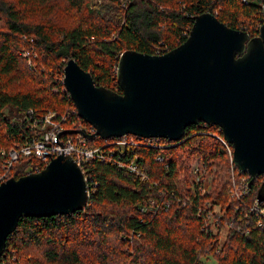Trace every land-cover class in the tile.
Instances as JSON below:
<instances>
[{
  "label": "trees",
  "instance_id": "obj_1",
  "mask_svg": "<svg viewBox=\"0 0 264 264\" xmlns=\"http://www.w3.org/2000/svg\"><path fill=\"white\" fill-rule=\"evenodd\" d=\"M263 3L0 0V149L35 136L38 129L28 120L49 112L58 115L67 110V127L73 121L89 126L77 116L62 83L68 58L88 71L96 84L120 92L115 77L120 52L164 53L185 40L194 17L204 12L255 36ZM22 49L35 53L33 68L21 57ZM218 128L191 124L178 142L157 137L168 144L163 152L155 146L127 145L124 154L112 155L123 161L133 157L138 174L106 160L88 161L85 169L96 185L89 190L87 206L69 214L21 216L6 238L0 264H262L264 229L255 225L248 206L264 191V175L249 185L241 201L230 194V169L221 175L223 169L217 166L221 157L228 159L226 149L219 142H215L217 149L212 148L203 135ZM198 133L203 134L189 142ZM102 142L96 137L88 144ZM179 149L189 151L191 157L197 153L207 168L217 166L206 192L200 191V185L192 190L186 187V194L179 187L177 165L183 169L188 162L176 159L182 157V153L175 156ZM2 163L0 155V170ZM38 164L43 166L36 156H23L13 162L9 176L33 172ZM233 174L238 180L248 177L236 167ZM153 177L157 182L150 180ZM218 206L224 208L222 213ZM207 255L212 263L203 259Z\"/></svg>",
  "mask_w": 264,
  "mask_h": 264
},
{
  "label": "water",
  "instance_id": "obj_2",
  "mask_svg": "<svg viewBox=\"0 0 264 264\" xmlns=\"http://www.w3.org/2000/svg\"><path fill=\"white\" fill-rule=\"evenodd\" d=\"M261 8L255 36L204 12L194 17L185 40L164 53L120 52L115 71L120 92L96 84L88 71L68 58L62 83L77 116L94 131L63 132L79 133L90 141L133 134L178 142L188 125L215 124L232 146L233 164L247 173L251 185L264 175V3ZM84 178L67 154L50 157L37 172L1 182L0 255L21 216L85 208ZM257 199L264 200L263 190Z\"/></svg>",
  "mask_w": 264,
  "mask_h": 264
},
{
  "label": "built area",
  "instance_id": "obj_3",
  "mask_svg": "<svg viewBox=\"0 0 264 264\" xmlns=\"http://www.w3.org/2000/svg\"><path fill=\"white\" fill-rule=\"evenodd\" d=\"M21 57L26 58L28 68L34 67L33 56L35 53L32 50L22 49L20 51ZM27 112H32L29 109ZM76 112V111H75ZM69 119V112L66 110L62 114H56L55 112H49L42 117L33 118L28 120V124L31 127L37 128V134L32 136L28 141L24 143L14 142L8 150H1L0 155L3 157L2 170H0V183L9 178L8 170L13 164V162L17 161L19 158L23 156H36L41 162H43V166L49 161L50 157L56 155H69L76 162V164L81 168L84 179L87 181V189L86 192L89 196V190L92 189L96 185V183L92 180V176L87 174L85 165L90 160H106L108 162H112L113 164H117L120 167H126L129 171L138 174L137 166L135 164L134 158H128L127 160H115L113 156L116 152L120 151L121 154L125 153V147L128 146H162L161 143H158L156 139L157 137H139L133 134H127L120 137H108L103 139V142L100 144L89 145L87 138L83 137L79 133H64L63 130L77 129V128H85L88 132H93L94 128L89 124L88 127L85 126H77L76 122L73 121L72 125L65 126ZM81 119V118H80ZM206 125V123H204ZM220 127L217 131H205L207 134L212 135L220 140V143L226 149V154L228 156L229 162L231 164V185L227 186L230 194L242 200L243 195H245L248 190V177H243L238 182L235 180V175L233 174V169L235 166L232 161V146L225 140L222 133L220 132ZM96 138V137H95ZM94 138V139H95ZM93 141V140H92ZM161 158V157H157ZM189 165L192 166L194 172L188 173L191 178H194L192 181L193 187L194 185H200V188H205L206 180L203 176V172L207 166L205 161H202L200 158H196L193 163L186 164L185 167ZM40 164L34 166V171L37 172L40 168H43ZM191 169V168H190ZM183 174H187V172L182 171ZM188 177V176H187ZM142 179L144 176L142 175ZM207 188H210L206 185ZM152 204L153 200H149ZM262 201H259L257 198L253 200V202L248 206V209L254 213L255 217V225L264 229V205L261 204ZM165 205H168L167 203ZM221 213V212H220ZM211 218V215L207 214V218ZM211 221V220H210ZM217 222V221H216ZM210 224V223H209ZM232 224V221L231 223ZM209 226L208 224H205Z\"/></svg>",
  "mask_w": 264,
  "mask_h": 264
},
{
  "label": "rangeland",
  "instance_id": "obj_4",
  "mask_svg": "<svg viewBox=\"0 0 264 264\" xmlns=\"http://www.w3.org/2000/svg\"><path fill=\"white\" fill-rule=\"evenodd\" d=\"M94 2H98V3H101L103 0H93ZM185 134V133H184ZM201 134H203V133H198V134H195V135H193L192 137L190 136L189 137V142H191V140H193V138H197V136L198 135H201ZM203 135H206L207 136V138L205 139V143H207L208 145H210V146H212V148H216L217 149V147H216V144H215V142H219L220 143V140L219 139H217L216 137H214V136H212V135H209V134H203ZM208 135L211 137V139L208 137ZM212 138H215V139H212ZM157 140V142L158 143H161V142H159L158 141V139H156ZM174 142H176V141H174ZM162 144V147L160 146V147H158L159 149H160V152H163V151H165L166 149L164 148V147H166L168 144H166V143H161ZM188 143H183V145H187ZM197 145H193L192 147L193 148H197L196 147ZM10 148V147H9ZM8 148V149H9ZM8 149H0V152H1V150H8ZM211 150V149H210ZM180 153H182V157H176V159L177 160H182V159H184V162H186V161H188L186 164H190V163H193L194 161H195V159L197 158H199L198 157V155H196L197 153H195V154H193V156L191 157V153L189 152V151H185L184 149H179V151H178V153H176L175 154V156L176 155H178V154H180ZM186 159V160H185ZM222 161L220 162V163H218L217 164V166L220 168V169H223V170H220L221 172V175H224L225 174V172H226V170L228 169H230L231 168V164H230V162H229V159H227L226 157H221L220 158ZM160 162V161H159ZM216 166V165H215ZM215 166H213L212 165V168L211 167H209V168H206L204 171H202L203 173V176H204V178H205V180L207 181L206 182V184L204 185L205 186V188H200V191L201 192H206V185H209V182L208 181H210L211 179H212V170L213 169H215ZM216 166V167H217ZM233 167H235V166H233ZM182 167H180L179 166V164L177 165V170H178V173L180 172V177H178L177 176V178H176V180H178V182H179V187H181V189H183L184 191H185V194H186V187H190L191 189L190 190H192L193 189V184H192V180L194 179V178H191V176L190 175H188V173H193L194 172V170H193V168H192V166H190L189 167V165H187L186 167H185V169L183 168V169H181ZM191 168V169H190ZM190 170H191V172H190ZM182 171H184V172H187V174H183V172ZM233 173H234V169H233ZM144 176V175H143ZM176 176V175H175ZM188 176V177H187ZM229 176H231V172H230V170H229ZM9 177H11V176H9ZM237 177L238 176H235V180L238 182V179H237ZM146 178V176H144V179ZM179 178H180V180H179ZM8 179V178H7ZM150 180L153 182V183H155V182H157V179H154V177L153 178H150ZM213 181H219V179L218 180H213ZM212 186V185H211ZM232 186V185H231ZM229 191V190H228ZM230 192V191H229ZM217 210H219L221 213L223 212V210H224V208H220L219 206L218 207H215ZM231 223V221H229V224ZM225 234V231L223 230L222 231V234H221V236H223ZM35 253H36V251L35 252H33V254L35 255ZM203 259L206 261V262H209L210 261V263H212L213 262V260L210 258V256L209 255H207V256H203Z\"/></svg>",
  "mask_w": 264,
  "mask_h": 264
},
{
  "label": "bare ground",
  "instance_id": "obj_5",
  "mask_svg": "<svg viewBox=\"0 0 264 264\" xmlns=\"http://www.w3.org/2000/svg\"><path fill=\"white\" fill-rule=\"evenodd\" d=\"M86 180V179H85ZM86 183H87V181H86Z\"/></svg>",
  "mask_w": 264,
  "mask_h": 264
}]
</instances>
